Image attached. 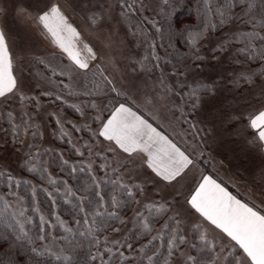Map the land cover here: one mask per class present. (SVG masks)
<instances>
[{
    "label": "snow or ice",
    "instance_id": "obj_1",
    "mask_svg": "<svg viewBox=\"0 0 264 264\" xmlns=\"http://www.w3.org/2000/svg\"><path fill=\"white\" fill-rule=\"evenodd\" d=\"M194 3L195 16L200 20V24H191L188 18L176 22L177 32L187 33L185 42L190 48L185 60L178 64H172L169 57L178 46L183 45L172 43L170 34L167 36V44L156 39L157 35L165 37V33L172 27L169 24V16L174 13L166 11L171 7V0H158V6L157 0H115L114 4L100 5L97 14L99 20H104L112 15L114 10H118L119 18L127 17L135 21L132 28L138 29V32L133 34L141 37V45L147 51V54L138 61L139 66L132 69L138 73L137 79L142 80L145 75L159 70L156 81L159 91L155 89L145 91L143 100L138 95L140 91L138 86L134 85L124 92L109 75L101 73L97 77L93 73L89 78L90 63L81 58L80 52L75 51L71 41L66 38V33H71L73 37H78L79 33L68 22L62 5L52 2L38 17L37 22L75 65V69L68 70L74 73L71 83L73 87L81 88L82 92L69 94L87 97L88 99L81 103L85 108L95 111L91 119L94 125H98L97 130L93 133L91 126L88 129L93 143L86 142L84 146L89 162L85 164L78 161L71 166L68 173L71 179L79 173L86 172L91 182L87 189L83 190V194L78 195L82 190L74 188L67 179H52L46 174V168L40 169L42 178L52 186V191L32 185V198L35 199L38 192H45L53 205H56L58 200H64L65 203H70L78 214L72 221V227H63L64 235L53 237L50 230L54 225L51 220L46 221L43 217H40L39 231L35 235L31 234L32 218L26 214L23 207L25 197L21 194L22 189L29 186V182L17 179L11 174H0L5 176V181L2 182L5 190L0 194V204L5 209H12L8 215L0 211V224L11 229L15 241L25 248V252L18 253L14 260L7 262L0 260V264H75L72 253L75 251L73 240L77 235L89 240L91 247L87 256L88 264H115L116 261H119V264H134L138 254L141 264H218L226 249L223 264H264V211L257 205L250 206L249 203L242 202L229 194L211 176H202L189 195L185 196L178 191L174 194L169 193L173 199L169 200L168 195L160 197L163 203L157 208L155 204L158 201L145 202L148 191L137 182L139 178L134 181L131 173H126L129 163H136L135 155L143 154V165L154 174L153 189L161 184L175 188V184L179 183L178 177L185 175L199 162L192 152H188L187 147L182 150L167 135H163L143 119L142 115H138L139 108L134 111L133 105L143 103L153 108L159 107L163 119L181 125L188 124L190 129L195 128L188 117L197 107L198 90L193 88L187 91L191 85L186 84L184 78L191 70V65L187 64L188 59L200 62L205 58L202 49L211 39L210 34L219 33L215 45L211 48L213 58L219 60L222 57H231L232 62L238 65L259 64L256 70L245 66L244 71L233 80V84L237 87L246 85L249 94L257 97L256 103L264 108V0H194ZM7 11V7H0V13L6 14ZM197 27L200 31H192ZM198 38L201 41L199 44ZM235 44L239 46H234ZM160 49L164 50L163 54ZM87 51L92 53L91 48ZM92 59H95L94 54ZM165 67L171 68L168 75L165 74ZM64 74V68H61L59 73L53 70V75ZM23 87V82L13 74L6 35L0 31V107L3 108L0 115L9 124L4 131L15 133L14 143H22L20 128L26 126L27 129H32L35 118L29 113H24L20 116V124L14 123L15 114L8 110L9 104L14 99L20 101L27 99L29 105L39 112L42 107L41 97L53 102H66L64 93L69 84L61 79L56 85L55 93L44 90L38 95L32 94L27 97L21 95ZM199 87L205 92L215 90L206 83ZM28 91L31 92L32 89L29 87ZM119 97H122V101L114 99ZM75 110L86 117L80 108ZM168 112L171 113V117L166 114ZM104 113H107L106 118L103 116ZM241 117L242 114H237L236 119ZM56 123L60 124V121L56 120ZM249 127L257 130L259 148L264 150V110H260L249 119ZM76 131L82 129L77 128ZM173 131L176 129L173 128ZM32 135L36 137L40 133L33 132ZM104 142H108L107 145ZM27 147L28 155L31 156L32 149L37 148V145L30 144ZM39 155L40 157L51 155L53 162L60 158L59 154L50 148H45ZM77 155L83 157L85 152L80 151ZM27 162L29 161L26 160ZM63 164L67 166L69 161L63 160ZM28 171L36 172L37 168L33 167ZM97 171L101 175H96ZM261 178L264 180V171L261 172ZM109 184L113 186L114 192L111 196H106L104 187ZM141 196L145 199L138 198ZM132 204L139 207L132 209L133 215L129 218L131 223L145 235L156 232V235H151V239L139 248L124 238L123 226L129 221L124 219L121 209ZM261 204H264V200ZM185 209L190 215L198 214L197 219L203 218L223 234V243H218L215 238L201 236L198 243L191 244L194 252L198 248L206 251L207 260L200 255L185 256L182 251V246L188 240L187 231L183 227ZM145 210L148 211L147 217L144 215ZM153 211L171 213L166 215L160 228L154 226ZM56 219L59 221V217ZM59 223L63 226L67 221ZM7 241V236L0 241V252L8 247ZM61 244L64 246L61 247ZM93 248L95 251H92ZM178 252L184 256L183 262L175 259Z\"/></svg>",
    "mask_w": 264,
    "mask_h": 264
},
{
    "label": "rangeland",
    "instance_id": "obj_2",
    "mask_svg": "<svg viewBox=\"0 0 264 264\" xmlns=\"http://www.w3.org/2000/svg\"><path fill=\"white\" fill-rule=\"evenodd\" d=\"M52 2L63 6L62 10L64 14L75 27L80 37L83 38L86 43L84 45L91 48L94 52L95 59H92L90 62L89 78L92 77L93 73L97 77L101 73L109 75L124 92L133 88L134 85L138 86L140 89L138 95L141 100H143L145 91L151 89L159 91V85L156 83L159 70L145 75L142 80H138V73L132 71L134 66H139L138 61L147 54L145 47L141 45V37L133 34V32H138V29L132 28L135 21L127 17L119 18L118 10H114L112 15L107 16L104 20L97 18L100 5L102 3L114 4L115 0H0V7H7L8 9L6 14L0 13V28L5 33L8 41L12 55L14 75L24 85L21 95L25 97L32 94L38 95L40 91L44 90L55 93L57 91L56 85L61 79L64 80V83L69 84V88L64 93L66 102H53L48 98L41 97L42 107L39 112L29 105L27 99L23 101L14 99L9 104L8 110H12L15 114L14 123L20 124V116L24 113H29L35 118L32 129H27L26 126L20 128L22 143L13 142L14 132L4 131V129L9 127V124L0 115V174H11L17 179L27 180L31 192L32 185L38 187H41L42 184L49 185L47 180L42 178L41 168H46V174L51 176L52 179H67L68 183L74 186L73 182H75V179H69V172L65 169L66 165L63 164V160H68L69 166L75 165L78 161H83L87 164L89 157L84 146L86 142L89 144L93 143L88 129L91 126V131L94 133L98 127V125L93 124L91 119L95 111L85 108L84 104L81 103V101L88 98L83 95L76 96L69 94L70 92H82L81 88L73 87L71 83L74 73L68 70L75 69V65L68 59L65 53L51 51L37 30V28L41 30V26L38 25L36 27L35 22L38 21V17L47 10ZM149 32L151 33V30ZM210 35L211 39L204 44L202 49V54L205 58L200 62H193L191 60L187 63L191 65V70L187 72L184 78L186 84L191 85V88L186 89L187 91H191L193 88L198 90L197 95L199 100L197 107L193 111V114L188 117V120L195 125V128L190 129L188 124L181 125L175 121L163 119L159 107L153 108L151 105L146 106L143 103H137L133 106L139 108L149 120H155L160 124L164 122L163 124L166 127H175L179 131V135L177 133L176 135L180 143L196 156V160L201 159L210 170L214 172L219 171L217 167L220 170H223V168L225 170V168L227 169L225 163L228 162L230 164L227 163L230 178L232 172L234 174V171L229 158L233 159L235 157L233 161L234 166L236 168L242 167L243 173L249 176L248 180H246L245 175L243 176L247 182L244 191L253 200L261 204L264 198H261L262 200L258 199V196L262 194V191L259 190L261 184L258 185V183L261 180L262 172L259 167L261 168L263 163L260 160L258 161V157L260 156L259 144L255 137V129L249 127V119L260 110H264V108H261L256 103L257 97L249 94L246 90V85L237 87L233 84V80L238 77L239 73L244 71L245 66L256 70L259 68V64L238 65L232 62L231 57H222L219 60L213 58L211 48L215 45L216 37L219 33ZM156 39L160 40L157 37ZM73 41H77V39ZM200 42L198 38L197 43L199 44ZM234 46L239 45L235 44ZM160 51L163 54L164 50L160 49ZM61 68L65 69L63 76L53 75V70L59 73ZM170 71L171 69L165 67L166 75ZM100 82L102 83L103 81L101 80ZM205 83L213 86L215 90L213 92H205L199 87ZM37 85H39L38 88ZM29 87L32 89L31 92L28 91ZM114 99L122 101V97ZM69 105H74L75 107H69ZM76 108L84 111L87 118L81 116L75 110ZM110 110L111 108H109ZM2 111L3 108L0 107V112ZM166 114L171 117L170 112ZM237 114H242V117L236 119ZM103 116L106 118L107 113H104ZM56 120H59L60 124H57ZM77 128L82 129V131H76ZM33 132H39L40 135L33 137ZM107 143L104 142L105 145ZM30 144L37 145V148L32 149L33 154L31 156L28 155L29 149L27 147ZM246 147H248L247 150ZM45 148L55 150L60 158L53 162L51 155L40 157L39 153ZM80 151L85 152L83 157L77 155ZM242 154L246 156L248 163L241 166L243 157H240ZM124 155L126 156V154ZM26 160L29 162L26 163ZM135 161V164L129 163L126 173H131L134 181L139 178L137 182L141 184V187L147 189L148 196L145 202L158 201L155 204V207L158 208L163 203L160 197L169 193L174 194L178 191L185 196L190 194L191 189L189 191V189L183 188L188 181L187 179H181L178 184H175V188L171 186L165 187L164 184H161L158 188L153 189L154 174L150 170H146L142 159L135 157ZM244 161L247 162L246 160ZM33 167L37 168L36 172L28 171V169ZM221 172L224 174V171ZM96 175H101V173L97 171ZM258 177L260 178L259 180ZM4 181L5 176L0 175V194H3L5 190L2 183ZM248 186L249 189L247 188ZM45 188L51 191L49 188ZM21 194L23 195L22 192ZM78 195L81 194L78 193ZM138 198L141 200L145 199L143 196ZM168 199H173V196L168 195ZM181 203H183V197H181ZM261 205L262 207L264 206V204ZM23 207L26 214L31 216L32 222L34 213L39 218L43 217L46 221L51 220L46 209H44L39 201V193L36 195L33 206H29L24 199ZM30 207H32L31 210H29ZM137 207L139 206L136 204L129 206L128 211L124 215V219L129 222L123 226V231L124 238L139 248L151 239V235H156V232L153 231L150 235H145L131 223L129 218L133 215L132 209ZM0 211L8 215L12 209H5L0 204ZM170 214L153 211L152 219L155 228H160L163 220L166 219V215ZM144 215L145 217L148 216L147 210H145ZM197 216L198 214L196 216L188 214L187 209H185L183 227L187 231L188 240L182 246V251L185 253V256L189 254L200 255L207 260L208 253L201 251L199 248L194 252L190 247L191 244L194 242L198 243L201 236L208 239L215 238L218 243H223V235L210 226L208 222L204 221L203 218L197 219ZM57 217H59V221L56 219ZM51 221L54 225L51 229L53 237L61 236L62 233L58 232V230L63 231V227H71L69 221L58 211L54 212ZM60 221H67V223L61 226ZM107 234L105 233V235ZM60 246L63 247L64 245L61 244ZM237 251L239 250L237 249ZM226 254L227 249L222 254V258L218 264H223V255ZM175 259L183 262L184 256H181L178 252ZM115 264H119V261H116ZM134 264H141L139 254Z\"/></svg>",
    "mask_w": 264,
    "mask_h": 264
},
{
    "label": "trees",
    "instance_id": "obj_3",
    "mask_svg": "<svg viewBox=\"0 0 264 264\" xmlns=\"http://www.w3.org/2000/svg\"><path fill=\"white\" fill-rule=\"evenodd\" d=\"M168 12L174 13L173 15L169 16V24L172 25L171 29L165 33V37H160L157 35L156 37L163 41V43L167 44L168 39L167 36L171 35V42L174 44L183 45V47H177L175 52L169 59H171L172 64H178L181 61H184L186 58V53L190 51L189 45L185 42V37L187 36V33H180L176 30V22L177 21H185L186 18L189 19V23L199 25L200 20L196 18L195 12H196V4L194 3V0H171V7L166 9ZM167 28V25L165 26ZM187 28V25H185ZM192 31H200V29L193 28ZM191 59L187 60V63H189ZM168 69H171L168 67ZM71 166L67 165L65 169L67 171H70ZM72 178L75 179L74 188L81 189L82 191L80 194H83V190L87 189V186L90 184V177L89 175L85 173H79L76 176H73ZM46 181V180H45ZM41 185V184H40ZM41 187L49 188L52 191V186L42 184ZM114 192L113 186L111 184L106 185L104 187V193L106 196H111ZM22 193L25 197V202L28 203L29 206L34 205L35 199L32 198L30 186L24 187L22 189ZM39 193V201L41 202L44 209H46L49 218L53 217L54 212L58 211L66 220L69 221L71 227L73 226V219L77 218L78 214L74 211L72 205L70 203H65L64 200H58L56 205H53L45 192H38ZM32 207L29 208L31 210ZM129 207H125L121 209L122 213L125 215V213L128 211ZM39 224H40V218L36 213L33 214V222L31 224V234L35 235L39 231ZM58 228V226H57ZM51 231V230H50ZM61 232L62 235H64L63 231ZM52 235V232H51ZM58 235V234H57ZM7 236L8 237V247L4 249L2 252H0V260H3L7 262L8 260H14L16 255L23 254L25 252V248L21 247L18 242L15 241L14 236L12 235V230L8 229L4 224H0V241L3 240V238ZM63 245V244H62ZM73 245L75 246V251L73 254L75 264H88L87 256L90 249V244L88 238L76 236L73 240ZM92 251H95L93 248Z\"/></svg>",
    "mask_w": 264,
    "mask_h": 264
},
{
    "label": "crops",
    "instance_id": "obj_4",
    "mask_svg": "<svg viewBox=\"0 0 264 264\" xmlns=\"http://www.w3.org/2000/svg\"><path fill=\"white\" fill-rule=\"evenodd\" d=\"M68 22L72 25V23L69 20H68ZM35 24H36V27L38 25L41 26V30L39 28H37V30H38L39 34L41 35V37H42L44 43L46 44V46L51 51L62 52V50L59 49L58 45L54 42L52 36L43 28V26L41 24H39L38 22H35ZM72 27H74V26L72 25ZM0 31H2L1 28H0ZM65 35H66V38L69 39L71 41V43L73 44L74 50L80 52L81 58L86 60V61H88L90 63L92 61V55L94 54V52L92 51V53H89L87 51L88 47L86 45H84L86 43L84 42L83 38L80 37V35H79V37H72L71 33H66ZM76 39H77V41H73V40H76ZM6 40H7V38H6ZM7 44H8V41H7ZM76 45H77V47H76ZM8 49H9V55H10V57L12 59V55H11V52H10L9 45H8ZM13 74H14V72H13ZM133 110L137 111V108L133 106ZM137 114L138 115H142L143 119H145L149 123H151L153 125V127H155L157 129V131L161 132L163 135H167L169 137V139H172L173 142L177 143L178 146L181 147L182 150H184L186 148L182 143H180V140L178 139V136L176 135V133L179 132L178 130H176L174 132L173 128L164 126V124H163L164 122H162L160 124V123H158L155 120H149L147 117L144 116V114L140 110L137 111ZM255 132H256L255 133V137H256V140H257V142L259 144L260 142L258 140V134H257V130L256 129H255ZM247 149H248V147H246V150ZM187 150H188V148H187ZM188 152H190V151H188ZM142 156H143V154L135 155V157H137L138 159L139 158L142 159ZM242 157H243V161L241 163V166L245 165V163H248L246 156L245 155L243 156V154H242V156L240 158H242ZM195 158H196V156H195ZM229 159L231 160L233 171H234V174L232 172L230 178H229V171H228V166H227L228 162L227 161H226L227 163H225V166L227 167V169L225 168V170H224V168H223V170H220L217 167V169L219 171L214 172V171L210 170V168L208 166H205L201 159H198L197 161H199V162L196 163V165L194 167H192L191 170L187 171L185 175H183L182 177H178V180L180 181L181 179L182 180L187 179L188 181L183 186V188L184 189H189V191L191 189V192H192L194 190V188L196 187V185L200 182V178L202 176H211L214 180H216L217 183H219L221 185V187H224L225 190L229 192V194L235 196L237 199L241 200L242 202L249 203L250 206L252 204H255V205L258 206V208L260 210L264 211V206L262 207V205L258 201L253 200L252 197L246 191H244L245 184L247 183L246 180L249 179L248 178L249 177L248 174L245 175L243 173V169H241L242 167L241 168L240 167L236 168L234 166L233 161H234L235 157L233 159H231V158H229ZM226 160H228V159L226 158ZM244 160H246L247 162H245ZM259 160H260V162H262L264 164V150L260 149V156L258 157V161ZM263 164H262L261 168L259 167V169H261L262 171H264ZM248 169H247V171H248ZM221 171H224L225 175ZM244 175L246 176V180L243 178ZM259 179L260 178L258 177V180ZM258 185H260L259 186V190L262 191V194H260L258 196V199L262 200L261 198H264V180H262V178L259 181ZM247 188L249 189V186ZM210 226H212V225H210ZM212 227L214 228V226H212ZM216 230L220 233V231L218 229H216ZM220 234H222V233H220Z\"/></svg>",
    "mask_w": 264,
    "mask_h": 264
}]
</instances>
